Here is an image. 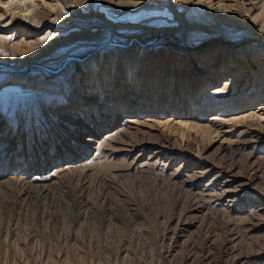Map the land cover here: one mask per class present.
<instances>
[{
	"label": "rangeland",
	"instance_id": "1",
	"mask_svg": "<svg viewBox=\"0 0 264 264\" xmlns=\"http://www.w3.org/2000/svg\"><path fill=\"white\" fill-rule=\"evenodd\" d=\"M11 1L0 0V264H264V0H35L53 9L40 24ZM131 38L157 74L133 93L116 66L111 91L106 71L97 80L106 106L79 99L77 64Z\"/></svg>",
	"mask_w": 264,
	"mask_h": 264
},
{
	"label": "bare ground",
	"instance_id": "2",
	"mask_svg": "<svg viewBox=\"0 0 264 264\" xmlns=\"http://www.w3.org/2000/svg\"><path fill=\"white\" fill-rule=\"evenodd\" d=\"M84 1V0H82ZM102 2H113L115 0H101ZM205 0H197L196 2L198 4H203ZM79 2V0H78ZM208 3H211V6H213V9L216 11H221L224 8H227V6L229 4L224 3L222 0H217L215 2H212L211 0L208 1ZM10 4L12 5L13 8L17 9L20 8L19 11L24 12L25 13V19L31 23V24H40L42 21V16H51L53 15V9L49 8V10H45L43 9L40 5V3H38L35 0H14L11 1ZM63 17H59V16H53L52 20L54 22H59V20H61ZM56 25V24H55ZM262 25V24H261ZM35 26V25H34ZM261 28V27H260ZM51 29V28H50ZM77 30V28L73 27L70 29V33H75ZM260 31H264V27L262 29H259ZM27 33V31L22 32L23 36H26L25 34ZM69 33L67 37H61L62 39H66L69 37ZM45 38L49 39V38H56V35L53 34V32L51 33L50 30H48L45 33ZM44 39V38H43ZM42 39V40H43ZM134 38L128 39L127 42L123 43L122 46H125L127 44L131 43V47L128 49H124V47H122L119 50H115L112 53H108L106 54L105 52L101 51L96 53L94 56H92V54L95 53V51H89L90 56L87 58V60L85 62H82L80 64H77L76 66V72H75V79L73 80L75 84H79L81 85V91L79 92V94H76L79 99L81 98V100L86 101V102H94L96 104H98L99 106H106L107 105V100H108V96H101L98 92L99 87H101V85H98V79L99 77H102L103 74H101V72H105L104 74V78L106 80V86L109 91H111L112 89V85H111V73L110 70L111 69H115L116 66H121L122 68V72H124V76L128 75L130 76V79H135V78H143L144 76H147L148 72H152L151 74L156 75L157 74V69H155V67H157L155 65V61H157V57L156 55H148V52H151V50L143 48V46H137L136 44L134 45L133 43ZM127 47V46H126ZM219 49V47H217ZM95 49V48H94ZM216 48H214V52H216V54L222 55V53L220 52V50H218ZM154 53V52H153ZM78 56V54H77ZM76 57H72V59H74ZM74 61H71V63L73 64ZM79 63V62H78ZM164 66L166 65V63H163ZM61 65V64H60ZM51 69V68H50ZM49 69V70H50ZM54 70V68H53ZM51 71V70H50ZM178 71V72H177ZM182 67L180 68H175L172 67L170 69H168V72L166 74V77L168 76V79H170V81H172L171 86L173 85V81L175 79V77L178 75L179 77L182 74ZM177 72V73H176ZM150 74V73H149ZM84 75H88V77L85 79V82L81 81V78ZM138 76V77H135ZM90 77V79L87 81V79ZM161 77H165V71L163 70L161 73ZM77 78L79 79L77 81ZM128 77H126L127 79ZM181 78V77H180ZM187 75H186V79H187ZM110 80V81H109ZM135 85H136V89L133 91V93H137L140 90V86H141V82L142 81H137L138 79H135ZM181 80V79H180ZM112 81H113V77H112ZM131 81V80H130ZM12 83H7L5 84L4 88L6 87H12ZM126 83V80L125 82ZM109 85V86H108ZM170 88V87H169ZM83 89H89V91L87 92V90H83ZM127 90V89H125ZM98 92V94H97ZM128 95V94H127ZM136 97H139V95H137ZM116 101H118V103L120 105L126 106L128 104L134 103L135 98H130V97H119L116 98ZM157 106V105H156ZM159 106V105H158ZM74 112V111H73ZM177 119V118H176ZM187 117H182L179 120V125H184L185 127H189V125L193 120L188 121ZM196 124V123H194ZM181 127V126H180Z\"/></svg>",
	"mask_w": 264,
	"mask_h": 264
}]
</instances>
